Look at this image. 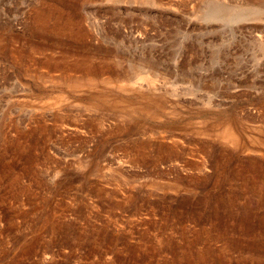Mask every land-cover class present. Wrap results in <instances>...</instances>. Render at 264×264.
Instances as JSON below:
<instances>
[{"label":"rangeland","instance_id":"rangeland-1","mask_svg":"<svg viewBox=\"0 0 264 264\" xmlns=\"http://www.w3.org/2000/svg\"><path fill=\"white\" fill-rule=\"evenodd\" d=\"M263 135L264 0H0V264H256Z\"/></svg>","mask_w":264,"mask_h":264},{"label":"bare ground","instance_id":"bare-ground-1","mask_svg":"<svg viewBox=\"0 0 264 264\" xmlns=\"http://www.w3.org/2000/svg\"><path fill=\"white\" fill-rule=\"evenodd\" d=\"M36 21V20H35ZM38 22V21H37ZM62 30V29H61ZM42 31V30H41ZM138 69H140V68H138ZM137 69V70H138ZM141 71H139V72H141V73H146V70L144 71V68L143 67H141V69H140ZM140 74V73H139ZM153 74H151V76H152ZM138 76V75H137ZM129 77V76H128ZM155 76L153 75V78H154ZM135 77H133L132 79H134ZM140 77H138L137 79H139ZM152 78V77H151ZM150 78V79H151ZM156 78V77H155ZM128 79V78H127ZM135 82V81H134ZM138 82V81H137ZM136 82V83H137ZM141 85V84H140ZM139 86V85H138ZM192 88V87H191ZM183 93V92H182ZM214 128V127H213ZM248 129V128H247ZM249 132V131H248ZM252 132V131H251ZM264 136V135H263ZM233 140V139H232ZM263 140V139H262ZM228 141V140H227ZM223 142V141H222ZM229 142V141H228ZM236 142V141H235ZM252 142H254V141H252ZM230 143H232L233 144V142H230ZM223 144V143H222ZM238 144V143H237ZM237 144H236V146H237ZM226 145V144H225ZM225 145H224V147H225ZM251 145V144H250ZM253 145V144H252ZM258 147V146H257ZM248 148V147H247ZM231 149V148H230ZM261 149L262 150H264V143H261ZM230 152V151H229ZM231 154V153H230ZM252 155V154H251ZM258 155V154H257ZM246 160V159H245ZM223 164V163H222ZM199 169V168H198ZM238 174V173H237ZM221 176V175H220ZM238 180V179H237ZM264 186V184H262V186L261 187H263ZM256 191L258 190V189H255ZM264 190V189H263ZM263 205V204H262ZM263 208H264V205H263ZM260 220H264V210L262 211V214H261V216H260V218H259ZM260 241V240H259ZM252 242V241H251ZM261 243V242H260ZM248 250H249V252H255L256 251V247L254 246V245H252V246H250V247H248ZM193 253V252H192ZM195 255V254H194ZM196 256V258H197V262H196V264H211V263H207V261L205 260V256H202L201 255V253H198L197 255H195ZM242 257H241V260H244L245 258L247 259V257H248V259L249 260H253V261H255V263L256 264H262L261 262L264 260V254L263 255H259V254H257V257H255V256H253V255H251V254H249V255H246V256H243V255H241ZM192 261V260H191ZM218 261H220V263H221V260L219 259ZM190 263V262H189ZM193 264V263H192Z\"/></svg>","mask_w":264,"mask_h":264}]
</instances>
